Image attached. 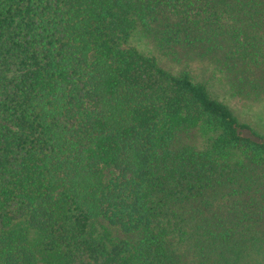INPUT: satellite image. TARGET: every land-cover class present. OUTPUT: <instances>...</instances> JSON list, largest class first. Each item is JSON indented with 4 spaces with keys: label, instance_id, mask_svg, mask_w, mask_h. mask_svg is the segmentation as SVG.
<instances>
[{
    "label": "trees",
    "instance_id": "obj_1",
    "mask_svg": "<svg viewBox=\"0 0 264 264\" xmlns=\"http://www.w3.org/2000/svg\"><path fill=\"white\" fill-rule=\"evenodd\" d=\"M213 81L264 91V0H0V264H264V135Z\"/></svg>",
    "mask_w": 264,
    "mask_h": 264
},
{
    "label": "rangeland",
    "instance_id": "obj_2",
    "mask_svg": "<svg viewBox=\"0 0 264 264\" xmlns=\"http://www.w3.org/2000/svg\"><path fill=\"white\" fill-rule=\"evenodd\" d=\"M134 44L141 52L157 57L159 64L165 69L173 72H179L181 70L177 64L172 63L168 58L165 56L163 57L160 53L155 51L145 39L135 40ZM182 66L184 67V65ZM189 68L197 80L203 81V78L209 77L204 72L205 67L199 62L191 63ZM218 85L219 82L217 81H213L211 85H208L211 95L225 102L241 121L251 124L258 132L264 135V91L260 88L255 89L254 85H245L244 87L247 90L245 95L247 94L246 96L248 98L240 95L233 97L226 89L221 88ZM182 138L184 141H189L190 139L194 140V138L197 140V137L192 134L182 136ZM113 234L120 238H126L125 235L116 230H113Z\"/></svg>",
    "mask_w": 264,
    "mask_h": 264
}]
</instances>
